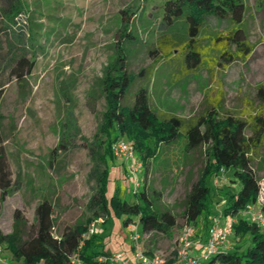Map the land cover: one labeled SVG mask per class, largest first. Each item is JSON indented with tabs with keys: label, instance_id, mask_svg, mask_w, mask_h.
<instances>
[{
	"label": "rangeland",
	"instance_id": "1",
	"mask_svg": "<svg viewBox=\"0 0 264 264\" xmlns=\"http://www.w3.org/2000/svg\"><path fill=\"white\" fill-rule=\"evenodd\" d=\"M23 1L36 25L32 27L37 33L36 61L25 85L19 87L12 79L4 87L0 103V130L13 182L11 194L0 205V229L4 234L12 232L14 210L21 212L28 227L32 226L35 208L45 198L53 204V235L59 236L65 227L81 228L90 216L87 204L95 188L91 177L94 163L85 144L92 141L105 111L103 70L113 61L117 46L124 48L129 72L136 74L151 67L148 49L165 31L161 22L166 0ZM243 1L247 7L243 20L248 42L254 46L251 56L226 66L217 64L211 74L202 69L173 82L170 70L159 63L157 71V67L153 69L151 83L155 106L183 117L198 113L205 100L236 114L252 113L257 108L258 88L264 84V0ZM126 11L134 36L126 40L132 43L123 40L125 35L121 31ZM229 29L227 22L209 17L202 30V41L209 45L212 38ZM174 31L178 37L184 34L179 27ZM1 76L4 79L8 75ZM132 92L125 103L132 102ZM204 163V147L183 152L181 142L177 141L159 147L145 176L142 167L147 192L161 196L155 207L169 211L177 220L169 236L144 235L136 223L131 224L129 235L139 237L138 244L145 255L150 249L167 261L177 251V238L187 226L182 216L183 200ZM111 165L114 170L109 177L108 196L115 183L121 198L134 201L131 180L135 174L115 158ZM253 169L260 178L264 177L259 158ZM209 185L213 194L209 221L222 220L223 193L235 192L237 185L230 182L226 172L210 179ZM93 222L98 234L118 238L111 221ZM203 226L201 216L191 227L205 237ZM229 244L231 250L237 244L240 248L245 245L235 240ZM0 264H14L5 249L0 251Z\"/></svg>",
	"mask_w": 264,
	"mask_h": 264
},
{
	"label": "trees",
	"instance_id": "2",
	"mask_svg": "<svg viewBox=\"0 0 264 264\" xmlns=\"http://www.w3.org/2000/svg\"><path fill=\"white\" fill-rule=\"evenodd\" d=\"M162 10L161 25L165 31L148 49L151 67L136 74L129 72L124 48L117 46L113 61L103 70L105 111L92 141L85 144L94 163L91 177L95 188L87 204L90 216L81 228L68 226L59 236H54L56 218L48 199L37 204L35 221L30 227L21 212L14 210L12 232L4 234L0 229V249L9 252L14 264H76L72 260L74 255L79 264H118L109 260L111 256L105 250L109 244L105 239L109 236L96 231L87 235L91 221L97 219H102L103 223H119L121 229L136 223L144 235L171 234L177 220L169 211L155 207L161 200L159 193L151 196L142 184L133 194L134 201L129 202L120 197L114 183L108 196L109 177L114 170L111 146L117 140L132 142L136 157L143 165L142 176L146 175L149 162L156 158L162 145L180 141L183 152L204 147V166L183 200L185 224L195 226L202 216L207 233L213 201L209 180L226 172L237 190L223 193L220 217L236 218L230 240L245 243L243 248L237 244L234 250L218 252L205 264H264V230L241 216L264 188V177L260 178L253 169L258 158L264 168V156H261L264 84L258 88L260 103L252 113L236 114L205 100L201 110L190 117L155 106L151 86L159 63L170 70L169 78L173 82L202 69L211 74L217 64L226 66L235 60H247L254 49L248 42L243 20L247 7L243 0H166ZM29 13L23 0H0V103L4 87L12 79L19 87L25 85L35 65L37 33L32 29L36 25ZM125 13L127 16L121 22L122 36L132 43L126 40L134 36L129 30L130 15L128 11ZM209 17L227 22L230 29L205 45L201 34ZM176 27L184 30L182 37L174 31ZM3 74L8 75L7 79H1ZM131 92L132 102L125 103ZM3 143L0 130V205L13 190ZM197 235L194 232V236Z\"/></svg>",
	"mask_w": 264,
	"mask_h": 264
},
{
	"label": "built area",
	"instance_id": "3",
	"mask_svg": "<svg viewBox=\"0 0 264 264\" xmlns=\"http://www.w3.org/2000/svg\"><path fill=\"white\" fill-rule=\"evenodd\" d=\"M111 150L114 158L124 163L130 172L135 174V177L131 180V184L132 193H136L143 184V178L141 176L142 166L136 157L132 143L129 141L117 140L112 144ZM241 216L246 218L250 223L255 224L258 228L264 230V188H262L255 203L248 205L241 212ZM235 223L236 218L234 217H228L224 222H222L220 218H216L211 222L206 233L205 241L201 246L200 259L206 263L210 257L218 252L230 249L229 239L232 236L233 225ZM94 232L95 223L93 222L88 228L87 235H91ZM193 236V228L187 225L181 230L177 238V259L186 261L187 264H198V261L189 257L190 249L193 246ZM130 239L133 243V256L136 262L141 264H167V261L159 254H154L152 256L145 255L138 244L139 237L137 235H131ZM75 259L76 256H72L73 262L79 264ZM109 260L114 263H119L121 255L116 254L111 256Z\"/></svg>",
	"mask_w": 264,
	"mask_h": 264
},
{
	"label": "crops",
	"instance_id": "4",
	"mask_svg": "<svg viewBox=\"0 0 264 264\" xmlns=\"http://www.w3.org/2000/svg\"><path fill=\"white\" fill-rule=\"evenodd\" d=\"M226 218L222 219L221 221L224 222ZM113 229L114 232L117 231L119 236L118 238L115 237H109L106 238L105 242L109 241V244L106 245L105 250H107L108 254L110 256H114L116 254L121 255V260L118 264H141L139 262H136L133 256V243L130 239L131 235H129V232L131 231V225H129L126 228L121 229L119 223H113ZM197 234V231H194ZM196 238V239H195ZM205 237H202L201 235L194 236L192 238L193 246L190 249L189 257L191 259H194L198 261V264H205V262L200 259L201 255V246L205 241ZM230 240V239H229ZM154 254L153 250L148 251L147 256H152ZM176 252L172 253V256L168 258L167 264H187L186 261H181L177 259Z\"/></svg>",
	"mask_w": 264,
	"mask_h": 264
}]
</instances>
